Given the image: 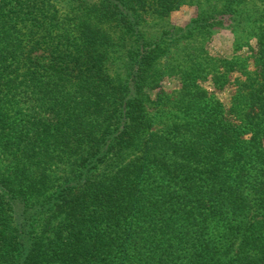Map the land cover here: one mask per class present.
Returning a JSON list of instances; mask_svg holds the SVG:
<instances>
[{
    "label": "trees",
    "instance_id": "trees-1",
    "mask_svg": "<svg viewBox=\"0 0 264 264\" xmlns=\"http://www.w3.org/2000/svg\"><path fill=\"white\" fill-rule=\"evenodd\" d=\"M98 1L0 0V264H264V0Z\"/></svg>",
    "mask_w": 264,
    "mask_h": 264
},
{
    "label": "rangeland",
    "instance_id": "rangeland-1",
    "mask_svg": "<svg viewBox=\"0 0 264 264\" xmlns=\"http://www.w3.org/2000/svg\"><path fill=\"white\" fill-rule=\"evenodd\" d=\"M89 3H97L98 0H86ZM56 10V13L58 16L65 17L69 13V8L67 6H64L62 3H53ZM51 7V10L55 9ZM71 9V8H70ZM260 10L262 9L259 8ZM196 16V7L190 6L188 3H183L178 9L172 11L171 15L167 17V19H170L171 22L177 26H183L186 25L189 21H191ZM119 35H122V38L128 37L127 34L123 30L119 32ZM124 33V34H123ZM127 43V40L125 41ZM131 43V40H130ZM129 47V46H128ZM127 47V50H128ZM207 48L209 52L218 57H224L231 59L234 57V55L237 53L235 51V35L233 32H231L230 29H222L214 33L211 40L207 43ZM179 64V60L174 63V65ZM159 68L162 69V62L159 64ZM108 72L117 77L116 69L109 64V69H107ZM172 74V71H170ZM169 72V73H170ZM171 74H166V77L163 79V81H160L158 84V87L155 90H149V94L151 95L152 99L156 98V94L164 91H173L174 89L178 88L179 86V79L177 77L170 76ZM207 87L211 88V83L207 85ZM217 96L222 100H227L231 97L230 91L228 90H222L216 93ZM22 99V94L20 96V101ZM155 111V109L153 110ZM60 168L54 169L52 172L53 174V180L54 182L57 181H65L67 178V173L71 170L72 166L66 164V163H60ZM254 212H252L253 214ZM260 213V212H259Z\"/></svg>",
    "mask_w": 264,
    "mask_h": 264
}]
</instances>
